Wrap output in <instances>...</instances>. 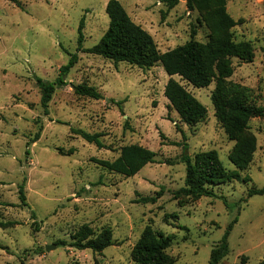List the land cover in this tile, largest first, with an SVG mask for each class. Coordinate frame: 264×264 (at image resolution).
I'll return each instance as SVG.
<instances>
[{
  "label": "rangeland",
  "instance_id": "obj_1",
  "mask_svg": "<svg viewBox=\"0 0 264 264\" xmlns=\"http://www.w3.org/2000/svg\"><path fill=\"white\" fill-rule=\"evenodd\" d=\"M107 1L0 0V264H137L132 252L147 231L169 241L162 264H209L234 219L229 252L219 264H260L264 195H246L264 187V119L241 122L229 141L211 95L217 87L224 92L237 86L249 104L264 110V0H194L192 9L186 0L172 8L161 0H117L160 53L189 41L212 52L208 87L196 89L174 77L206 109L205 121L192 127L168 107V76L160 65L142 71L78 52L81 19L83 50L107 30ZM246 42L249 61L217 54L225 44ZM73 54L78 61L62 77L65 86L55 90L45 115L35 78L53 83ZM77 85L95 88L101 99L75 95ZM70 129L99 135L104 148ZM37 131L39 139L30 144ZM182 144L190 157L214 151L238 180L214 187L216 198L175 199L185 179ZM129 145L153 152L155 163L131 178L95 163L115 160ZM239 153L241 169L230 161ZM21 183L25 206L18 200ZM161 191L155 203H137ZM83 225L96 233L109 229L113 245L101 253L73 248L71 237Z\"/></svg>",
  "mask_w": 264,
  "mask_h": 264
},
{
  "label": "trees",
  "instance_id": "obj_2",
  "mask_svg": "<svg viewBox=\"0 0 264 264\" xmlns=\"http://www.w3.org/2000/svg\"><path fill=\"white\" fill-rule=\"evenodd\" d=\"M161 2L172 8L177 5L179 0H161ZM193 2L194 0H186L189 9H192ZM105 14L108 18L107 30L95 46L85 50L81 48L83 42L81 31L84 27L83 19H81L78 27V52L110 60L113 64L125 63L142 71L160 65L168 76L163 91L168 107L178 115L181 122L186 126L192 127L204 122L206 119L205 107L179 82L174 80V77H178L180 81H184L196 89L208 87L214 77L213 63L210 58L212 52L207 51L205 46L189 41L170 51L160 53L152 37L131 21L117 0L107 1ZM250 46L248 42L236 46L225 44L219 48L220 50H217V54L239 55L242 59L249 61L252 58ZM77 61V54L70 55L68 63L60 68L61 75L53 83L35 78V85L40 93V106L45 115L55 90L65 86L62 77L69 72ZM72 88L77 96L93 100L101 99L100 94L93 87L77 85ZM211 103L215 111V118L229 141L234 140L241 122H246L252 118L264 119V110L249 104L246 90L237 86H228L224 92H221L220 88L217 87L211 95ZM70 133L78 136L84 142L94 145L97 149L104 148L97 134H88L74 129H70ZM39 136L40 131H37L29 143L36 142ZM187 150V145L182 144V155L179 163L185 167V179L183 187L173 193L175 199L181 196L196 199L216 198L213 191L214 187L223 185L229 180H238L237 176L224 170L214 151L201 152L190 157ZM154 158L155 154L150 150L138 145H129L120 149L119 156L115 160L111 162L95 161V163L109 172L131 178L145 166L154 164ZM230 161L237 169H241L243 155L240 153L232 154ZM97 183L99 184L100 180ZM23 188V183L17 188L18 200L22 206H25ZM161 193L162 191L156 193L155 197L140 198L137 203L153 204L161 196ZM257 195H264V187L260 189L250 188L246 197L250 198ZM223 201L225 203V199ZM236 221L234 219L230 223L221 241L211 250L209 264H219L228 255L227 236ZM147 232L134 247L132 259L137 264H162L164 252L169 247V241L160 234ZM71 240L73 248L77 250L88 249L93 253H101L113 245L109 229L104 228L96 233L88 225L81 226L71 237ZM260 264H264V261Z\"/></svg>",
  "mask_w": 264,
  "mask_h": 264
},
{
  "label": "water",
  "instance_id": "obj_3",
  "mask_svg": "<svg viewBox=\"0 0 264 264\" xmlns=\"http://www.w3.org/2000/svg\"><path fill=\"white\" fill-rule=\"evenodd\" d=\"M48 250H50V248H49V247H47V248H46V251H48Z\"/></svg>",
  "mask_w": 264,
  "mask_h": 264
}]
</instances>
